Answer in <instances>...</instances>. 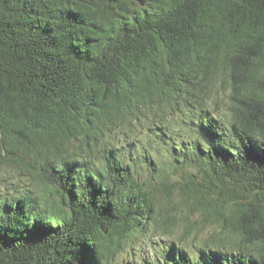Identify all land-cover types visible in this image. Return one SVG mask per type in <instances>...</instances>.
Listing matches in <instances>:
<instances>
[{
    "label": "trees",
    "instance_id": "1",
    "mask_svg": "<svg viewBox=\"0 0 264 264\" xmlns=\"http://www.w3.org/2000/svg\"><path fill=\"white\" fill-rule=\"evenodd\" d=\"M1 168L0 264H264V0H0Z\"/></svg>",
    "mask_w": 264,
    "mask_h": 264
},
{
    "label": "rangeland",
    "instance_id": "2",
    "mask_svg": "<svg viewBox=\"0 0 264 264\" xmlns=\"http://www.w3.org/2000/svg\"><path fill=\"white\" fill-rule=\"evenodd\" d=\"M12 182H18L20 185L24 186L31 185L32 183L28 176H23L17 170L12 168H1L0 193L11 189V187H13ZM176 201L179 202V211H181L182 215L183 211L186 210V205L184 202L180 201L178 196H176ZM184 214H188L191 218L199 220L198 226L201 227V231L198 230L199 228L193 229L192 232L184 238L182 245L188 247L196 243H203L204 240L210 236V232L215 225L205 222L202 214L198 211L190 212L186 210L183 215ZM172 230L170 234L167 233L163 236V232L160 229L154 227L150 228L146 234L135 239V242L129 241L111 260V263L127 264L131 262V264H156L157 253H162L164 251L172 237L178 239L184 232L182 225L175 226ZM193 241L195 243H192Z\"/></svg>",
    "mask_w": 264,
    "mask_h": 264
},
{
    "label": "water",
    "instance_id": "3",
    "mask_svg": "<svg viewBox=\"0 0 264 264\" xmlns=\"http://www.w3.org/2000/svg\"><path fill=\"white\" fill-rule=\"evenodd\" d=\"M110 1H116V0H110ZM127 264H131V262H128Z\"/></svg>",
    "mask_w": 264,
    "mask_h": 264
}]
</instances>
